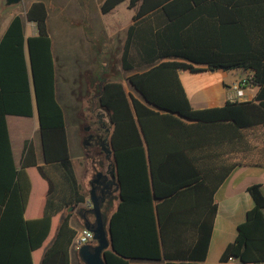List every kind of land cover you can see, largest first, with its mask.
I'll list each match as a JSON object with an SVG mask.
<instances>
[{"label": "trees", "instance_id": "trees-1", "mask_svg": "<svg viewBox=\"0 0 264 264\" xmlns=\"http://www.w3.org/2000/svg\"><path fill=\"white\" fill-rule=\"evenodd\" d=\"M125 0H102V13ZM134 9L122 51V68L132 87L102 80L96 99L105 110L113 182L103 193L112 247L106 264H203L216 203L213 193L238 165L264 167V0H128ZM48 8L33 0L14 14L0 37V227L15 215L19 264H33L31 253L52 234L40 264H70L69 246L90 194L75 174L63 110L55 93ZM152 17V18H151ZM25 22L35 34L25 35ZM135 51V52H134ZM223 69L242 74L257 86L253 99L227 100L195 109L181 82L186 71ZM245 85V86H246ZM36 111L42 162L35 141L24 142L20 167L13 159L7 116L30 117ZM45 180L42 214L26 219L32 189L28 168ZM252 206L220 260L264 263V189L247 187ZM117 210L108 218L114 200ZM105 205V208L103 207ZM146 211L155 230V255L163 263H130L151 251L127 252L118 244L126 218ZM53 218L58 220L53 228ZM96 244L93 239L88 242ZM85 263V262H84ZM0 264H12L0 255Z\"/></svg>", "mask_w": 264, "mask_h": 264}, {"label": "crops", "instance_id": "crops-1", "mask_svg": "<svg viewBox=\"0 0 264 264\" xmlns=\"http://www.w3.org/2000/svg\"><path fill=\"white\" fill-rule=\"evenodd\" d=\"M120 6L124 7H122V9H119ZM112 11H114V13ZM112 11L108 13L114 14V18H112L109 23L103 24L102 31H107L109 38L115 37V34L119 31H122L124 33L123 35H121V37L118 36L115 38L116 42H114L112 39H108V43L114 44L113 46H115L116 50L109 49V52L105 50L103 54L101 53L102 56H99L98 53L94 50V47H91L90 51L92 53H89L88 57L83 55L79 57V61L81 62H83L84 60L89 61V59H92L94 62L102 63V65L93 66L96 68H92L93 71L89 73V75L87 74L88 78H86V91L88 93H91V95H93V93L95 92L97 94V91L101 86L102 77L104 74H107L105 73V71H103V69H100L102 66H104V68H122L121 57L123 45L126 39L127 29L132 23V15L134 13V9L129 8L128 0H125L118 4ZM14 14L16 13H13L11 15L8 14V21L4 24V26L1 25L0 37L4 29L6 28L10 18ZM76 16L77 14L74 15V17ZM3 17L0 19V21H2ZM26 23L27 22H25V24ZM86 28L89 31V34L93 33L92 26L90 24L87 25L84 22V29ZM35 32L36 31H34V33L32 32V34H26L25 28L26 36L33 35L35 34ZM72 32H74V30H72ZM94 35L95 33L93 34V36ZM120 38L122 40H120ZM112 62H115L116 64L111 65ZM71 65L74 67V65L70 63L69 60L68 64H64V67L69 69L72 67ZM97 68H99V70H97ZM200 68V71H186L180 76L181 82L189 98V102L193 108L199 109L205 107L220 106L223 105L227 100H234L236 98V91L232 85L235 81L241 78L242 74H240L238 71L233 72L223 69L211 70L205 68L204 66H200ZM129 73L130 72H128V75ZM230 74L232 75L230 76ZM257 89V86L247 84L243 87L244 96L248 100L253 99ZM34 114L30 116V120L20 118L9 120L10 115L7 116V125L13 159L15 165L18 168L20 167L24 142L27 139L32 138L35 141L38 161L39 163L42 162L36 111H34ZM17 117L29 118L25 116ZM84 168L83 172L85 173V176L77 178L82 188L86 189L89 185V178L92 173V171H90L89 161L87 163H84ZM27 170L32 182V189L25 208L24 217L26 219H33L40 217L42 214L47 184L45 180H43L39 176L35 167H30ZM253 183H260L264 189V167L245 164L238 165L229 172V174L224 178L222 183L213 193V202L216 203L217 209L215 217L213 219L211 235L203 264H254L244 263L239 261L238 259H229L228 261L220 260V256L223 250L225 249L226 245L235 238L238 225L244 221L247 210L252 206V199L247 190V187ZM88 198L89 197H87V199ZM118 202L119 200L117 198L112 203L109 211H106V215L108 218L113 214V212L117 210ZM82 206L88 207L86 206L85 202L82 203ZM103 207L105 208V205ZM69 211L72 213L70 224L73 228L76 229V233L84 227L85 222L92 221V216L89 212H84L79 217L74 209H69ZM103 211L105 210L102 209V212ZM126 220L127 222L125 229H118L120 238V240H118L119 246L124 251L131 253L151 251V253L154 254L150 258L132 255L131 258L126 259H128L130 263L165 262V259H160L155 255L156 252L154 246L156 235L155 230L152 227V223L148 219L147 212L143 210L140 214L133 213L130 217H127ZM57 222L58 220L56 218H53V228L56 227ZM18 233L19 230H17L16 232L15 215H8L6 220L2 221V225L0 227V255L12 264H19L21 254L20 240L16 239L18 238ZM52 234L53 232L51 233V236ZM51 236L41 248H37L36 250L32 251L31 256L33 264H40L45 248L49 245L50 241H52ZM69 258L70 264H85L79 254V250L74 249L72 247V243L69 246Z\"/></svg>", "mask_w": 264, "mask_h": 264}, {"label": "rangeland", "instance_id": "rangeland-1", "mask_svg": "<svg viewBox=\"0 0 264 264\" xmlns=\"http://www.w3.org/2000/svg\"><path fill=\"white\" fill-rule=\"evenodd\" d=\"M31 1L33 0H22L20 5L8 8H3L0 5V19L4 16L2 21H0V28L1 25L4 26L8 21L9 15L13 13L24 14L26 7ZM42 1L46 3L48 8L47 27L52 41V54L56 78V98L63 110L69 154L73 162L74 171L76 176L81 178V176H85L83 172L84 163L90 162L95 152V149L91 147L85 149L86 146L83 143V139L86 130L84 128L86 125L93 124V115H99L106 125H108V118L105 110L100 108L97 104L96 92L93 93V96L86 91V78H88L89 73L93 71L92 68H96L93 66L102 65V63L94 62L92 59L81 62L79 61V57L82 55L88 57V54L92 53L90 51L91 47H94L98 55L102 56L105 50L109 52V49H115V46H113L114 44L108 43V39H112L116 42L115 38L118 36L121 37L124 33L119 31L115 34V37L109 38L107 31H102L103 24L109 23V21L114 18V14H102L100 12L102 0ZM122 7L124 6H120L119 9H122ZM73 11L77 14L76 17H74L76 14ZM112 12L114 13V11ZM84 22L92 26L93 33L89 34L87 28L84 29ZM25 28L26 34H32V32L34 33L35 31V25L32 22H27ZM72 30H74V32H72ZM94 33L95 35L93 36ZM120 40L122 39L120 38ZM69 60L74 67L71 65L72 67L67 69L64 67V64H68ZM115 64V62L111 63V65ZM100 69H103V71L107 73L103 75L102 80H120L127 90H132L126 78L129 71L123 70L122 68H104V66ZM97 70H99V68H97ZM231 75L232 74H230V76ZM17 118L31 119L30 117L9 116V120ZM86 150L89 152L90 158L87 157ZM90 171L94 172L91 168ZM95 171L104 172L105 166L99 170L95 169ZM102 215L104 223L107 225L106 216L104 213H102Z\"/></svg>", "mask_w": 264, "mask_h": 264}, {"label": "water", "instance_id": "water-1", "mask_svg": "<svg viewBox=\"0 0 264 264\" xmlns=\"http://www.w3.org/2000/svg\"><path fill=\"white\" fill-rule=\"evenodd\" d=\"M22 0H0V5L3 8L20 5ZM110 153V152H109ZM101 173H97V177L90 183L89 200L91 202V210L95 217V222L89 224L84 223V227L93 232V238L96 240V244L91 247L89 244H83L79 249V254L85 264H106L103 256V250L111 248L110 233L103 220L101 210V199L96 191V184ZM111 177L114 179V169L111 170Z\"/></svg>", "mask_w": 264, "mask_h": 264}, {"label": "flooded vegetation", "instance_id": "flooded-vegetation-1", "mask_svg": "<svg viewBox=\"0 0 264 264\" xmlns=\"http://www.w3.org/2000/svg\"><path fill=\"white\" fill-rule=\"evenodd\" d=\"M94 116V115H93ZM93 124L85 126L86 134L83 139V143L86 146L85 149L91 147L95 149L94 156L90 159L89 166L94 171L89 178V186L93 179L97 177V173L101 175L98 178L96 184V191L99 195L101 202H103V193L113 182L111 177V166H110V150L108 148V132L109 128L106 123L100 118L99 115L94 116ZM87 157L90 158L89 152L86 150ZM105 166V171H95L102 169Z\"/></svg>", "mask_w": 264, "mask_h": 264}, {"label": "built area", "instance_id": "built-area-1", "mask_svg": "<svg viewBox=\"0 0 264 264\" xmlns=\"http://www.w3.org/2000/svg\"><path fill=\"white\" fill-rule=\"evenodd\" d=\"M246 85V81L244 78L242 79H238L237 81H235L233 83V88L236 91V98L234 100L237 101H245L248 100L243 93V87ZM86 206L91 207V202L89 200V198L86 200L85 202ZM93 232L85 227H83L82 229H80L73 237L72 239V247L76 250H79L80 247L83 244H87L88 242H90L91 240H93Z\"/></svg>", "mask_w": 264, "mask_h": 264}]
</instances>
